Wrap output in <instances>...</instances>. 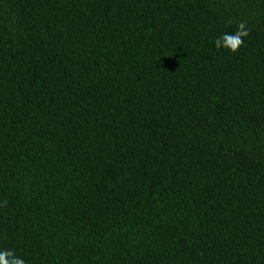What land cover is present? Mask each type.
Here are the masks:
<instances>
[{"label":"trees","instance_id":"obj_1","mask_svg":"<svg viewBox=\"0 0 264 264\" xmlns=\"http://www.w3.org/2000/svg\"><path fill=\"white\" fill-rule=\"evenodd\" d=\"M4 250L264 264V0H0Z\"/></svg>","mask_w":264,"mask_h":264},{"label":"clouds","instance_id":"obj_2","mask_svg":"<svg viewBox=\"0 0 264 264\" xmlns=\"http://www.w3.org/2000/svg\"><path fill=\"white\" fill-rule=\"evenodd\" d=\"M249 35V31L243 22L237 26V30L233 34L225 33L221 38L215 40L217 48H225L232 53L237 52L244 44V38ZM0 264H25L24 260L15 257L12 251H0Z\"/></svg>","mask_w":264,"mask_h":264}]
</instances>
